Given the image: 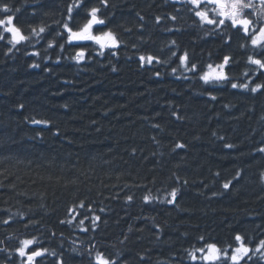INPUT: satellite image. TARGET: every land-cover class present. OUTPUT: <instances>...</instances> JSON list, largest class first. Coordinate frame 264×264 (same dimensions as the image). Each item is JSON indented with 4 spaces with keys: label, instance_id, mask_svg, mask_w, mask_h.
<instances>
[{
    "label": "trees",
    "instance_id": "obj_1",
    "mask_svg": "<svg viewBox=\"0 0 264 264\" xmlns=\"http://www.w3.org/2000/svg\"><path fill=\"white\" fill-rule=\"evenodd\" d=\"M72 2L0 0L26 34L46 27L42 38L7 55L8 37L0 41V264H23L14 249L33 236L57 253L40 264H56L58 257L92 264V245L93 253L103 251L119 264H192L186 250L205 243L235 247L237 233L254 249L264 239V90L206 85L178 61L187 50L203 69L231 54L229 75L246 82L250 42L225 28L232 35L225 47L187 0H108L101 18L121 46L115 56L108 50L100 56L84 42L86 58L77 63L72 57L79 49L57 35ZM92 6L99 0H88ZM85 20L81 8L74 22ZM149 54L162 63L141 66L139 56ZM173 188L177 198L169 204ZM146 194L157 199L146 203ZM93 216L100 217L95 230ZM247 264L264 260L256 253Z\"/></svg>",
    "mask_w": 264,
    "mask_h": 264
},
{
    "label": "snow or ice",
    "instance_id": "obj_2",
    "mask_svg": "<svg viewBox=\"0 0 264 264\" xmlns=\"http://www.w3.org/2000/svg\"><path fill=\"white\" fill-rule=\"evenodd\" d=\"M88 0H73L67 6L66 19L58 22L61 27V31L57 33L60 38L66 36V43L70 46L77 47L79 50L72 57L77 63L85 60L86 49L84 42H91L98 47V55H105V51L108 50L111 55L115 56L117 53L114 51L121 46V41L117 34L107 28L106 19L101 18L102 8L108 6V0H99V6L86 7ZM187 3L192 5L190 9L194 12L201 25L214 26L213 30L218 32L223 38V44L225 47L230 46L232 35L225 32V28H229L234 32H240L243 34V38L250 42L251 54L247 55L246 58V69L242 73V76L246 78V82H235L236 77L230 76L228 69L232 67L234 56L231 54L223 55L222 59L218 63H208L203 69H201L196 62H193L190 54L187 50H184L182 54L178 56L179 66L186 72H191L198 76V78L206 85L216 87L218 85L230 83L233 89H242L256 93L264 90V82L256 83L253 81V77L257 79L260 76H264V0H259V6H257V0H187ZM81 8L85 9L86 20L82 24H76L74 22V14H79ZM0 11L3 13V18H0V41H4L6 36L8 47L6 55L11 53L13 49H17L18 45L24 43H31L33 38H42V34L46 32L45 26L30 27L28 33H25L23 27L18 26L16 22V15L12 14L13 9L8 3H0ZM15 12H19L16 9ZM256 18H259L260 23L257 26ZM143 17H141V20ZM163 18L157 16L155 21L157 24L161 22ZM172 20H176V16H171ZM143 27V25H141ZM104 28L106 30H100ZM54 41H50L48 46L52 47ZM175 45V41L171 42ZM64 44H60L59 47L63 51ZM241 49L249 51L247 44H240ZM135 48L136 46L133 45ZM39 55V52L33 53ZM172 57H177V52L171 53ZM139 62L141 66L148 64L151 65L153 62L162 63L157 56L151 54L145 56H139ZM32 67H38L39 65L33 64ZM115 70V69H113ZM177 68H172V72L176 73ZM160 75L159 72L156 73ZM213 100L215 96L211 97ZM21 107H23L21 105ZM32 123L47 124L48 121L32 120ZM183 144H177L176 148H183ZM232 147V145H227ZM260 152H264V147L259 149ZM219 175V173H217ZM239 176V172L237 173ZM235 179V177H233ZM186 183V181H185ZM232 181L229 180L223 183L224 189H229ZM168 195L171 197L167 200V203L172 204L177 198V189L173 188ZM133 197L129 195L128 201H131ZM157 199V197L151 194H146L143 197L144 202H151ZM75 207V206H74ZM79 208H84L85 203L81 201L78 205ZM91 210V205H88ZM72 211V209H70ZM103 211V209H101ZM79 215V213H77ZM76 216L68 220L67 223H72ZM88 216H84L83 219L79 220V225H84L85 220H88ZM100 219L99 216H93L92 229L96 228V221ZM11 217L4 220V224H8ZM65 223V221H61ZM27 227V225H26ZM83 232H88L87 227L81 229ZM201 241L204 237L199 238ZM236 246L231 245L227 247H220L217 243H205L201 247L194 248L192 250H186L187 258L192 264H247L251 261L256 253H260V259L264 260V239H261L253 249L249 243L245 242V237L240 233H237L234 237ZM95 249V245L89 249L88 254L92 258V264H119V261L113 258L110 254ZM4 251V249H0ZM15 253L22 258L23 264H40L42 260L46 258V254L56 257L55 251H49L40 245L37 237L24 238L19 240V246L14 249ZM56 264H64L62 258H57Z\"/></svg>",
    "mask_w": 264,
    "mask_h": 264
}]
</instances>
